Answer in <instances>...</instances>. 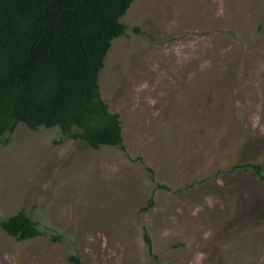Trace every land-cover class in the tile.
<instances>
[{"label": "rangeland", "instance_id": "rangeland-1", "mask_svg": "<svg viewBox=\"0 0 264 264\" xmlns=\"http://www.w3.org/2000/svg\"><path fill=\"white\" fill-rule=\"evenodd\" d=\"M121 20L98 82L124 149L19 123L0 221L42 233L0 228V264H264V180L241 166L264 173V0H134Z\"/></svg>", "mask_w": 264, "mask_h": 264}, {"label": "trees", "instance_id": "trees-1", "mask_svg": "<svg viewBox=\"0 0 264 264\" xmlns=\"http://www.w3.org/2000/svg\"><path fill=\"white\" fill-rule=\"evenodd\" d=\"M133 1L0 0V145L24 123L57 127L93 149H124L120 116L103 100L98 74L112 40L126 30L121 18ZM241 166L264 180L260 164ZM37 224L20 210L0 228L25 241L42 233ZM144 239L150 243L146 231ZM69 261L81 264L73 255Z\"/></svg>", "mask_w": 264, "mask_h": 264}, {"label": "bare ground", "instance_id": "bare-ground-1", "mask_svg": "<svg viewBox=\"0 0 264 264\" xmlns=\"http://www.w3.org/2000/svg\"><path fill=\"white\" fill-rule=\"evenodd\" d=\"M207 1V0H206ZM224 1V0H223ZM206 3V2H205ZM228 9V8H227ZM144 62V61H143ZM148 63V62H147ZM149 74V73H148ZM141 75V74H140ZM140 77V76H139ZM141 78V77H140ZM140 81V80H139ZM137 82V81H136ZM168 85V84H167ZM170 85V84H169ZM165 90V89H164ZM166 92V91H165ZM264 92V91H263ZM152 95V94H150ZM140 98V97H139ZM163 98V97H162ZM138 99V98H137ZM158 115V114H157Z\"/></svg>", "mask_w": 264, "mask_h": 264}]
</instances>
